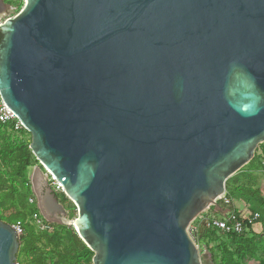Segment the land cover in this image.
<instances>
[{
  "label": "water",
  "instance_id": "1",
  "mask_svg": "<svg viewBox=\"0 0 264 264\" xmlns=\"http://www.w3.org/2000/svg\"><path fill=\"white\" fill-rule=\"evenodd\" d=\"M23 3L0 22V96L42 217L92 264H214L189 227L264 143V0ZM19 248L0 220V264Z\"/></svg>",
  "mask_w": 264,
  "mask_h": 264
},
{
  "label": "trees",
  "instance_id": "2",
  "mask_svg": "<svg viewBox=\"0 0 264 264\" xmlns=\"http://www.w3.org/2000/svg\"><path fill=\"white\" fill-rule=\"evenodd\" d=\"M18 4V9L22 8L23 0H19ZM9 128V125L0 124V140L5 137L8 138V148L5 145L0 146V220L11 225L16 221H22L23 223L24 232L20 237L17 262L19 264H92L93 252L82 242L72 227L54 224L52 231L38 232L30 224L31 215L38 208L36 205L29 203V198L33 196L29 177L32 167L38 161L29 149L30 134L22 131L21 137H19L12 134ZM9 140H15L16 142H9ZM262 146H264V143ZM261 154L262 158H264V151ZM258 157L259 155H255L246 166H251L254 163L256 165L259 164V159L262 158ZM5 166L8 167L13 182L3 176L9 174ZM251 168L258 170L256 166ZM3 188H6V190L3 191ZM226 189L227 196L231 200L229 210L233 211L238 217L242 216L240 211L234 206L232 193L228 192V187ZM248 192L259 196V193L254 192L252 189L248 190ZM57 196L58 201L64 205L68 217L73 218V215L76 213L73 203L63 193H58ZM257 203L260 207H264V200L261 195L258 197ZM254 213L257 212L252 210L249 212V214ZM209 216L211 215L209 214ZM260 219L261 215L255 223ZM204 223L203 227H197L191 232V236L196 244L200 245L202 243V246L209 249V243L216 241L219 236L227 237L234 247L232 249L234 250L232 256L234 255L233 257L238 259V264L251 263L250 261L254 253L253 247L252 253L250 252L251 249L249 250L248 248V245L252 243V239L248 238V232H251L253 224H247L244 221L243 233L224 234L212 228L209 220ZM206 239H208L207 242ZM226 247L222 243L217 248L222 254L227 253L231 260L232 256ZM209 251L212 254L211 249ZM54 254L56 255V260L52 261L50 257ZM212 259L214 264H224L223 261L218 262L214 255ZM233 264L236 263L233 261Z\"/></svg>",
  "mask_w": 264,
  "mask_h": 264
},
{
  "label": "rangeland",
  "instance_id": "3",
  "mask_svg": "<svg viewBox=\"0 0 264 264\" xmlns=\"http://www.w3.org/2000/svg\"><path fill=\"white\" fill-rule=\"evenodd\" d=\"M18 5L17 4V8L14 11H11L9 13V17H13L15 16L24 6V3L22 4V8L18 9ZM2 17V16H1ZM4 18L2 17L0 19V22H3ZM7 137L3 138L0 140V146L5 145L8 148V141H7ZM15 141V140H13ZM12 140H9V142H13ZM31 141V140H30ZM16 142V141H15ZM264 151V146L259 145L255 151V155H259L258 158H262V154L261 152ZM263 159V158H262ZM259 162L261 163V159H259ZM259 163V164H260ZM256 163H254L253 165L251 164V166H245L244 168H242L239 172H237L236 174H234L232 177H230L227 182H226V187H228V192L232 193L233 195V203L234 206L241 212L243 213V215H248L249 212L252 210L254 212H257L261 215V219L252 225V227L254 229H257L251 232H248V238L252 239V243L250 245H248V248L250 250V252L252 253V247H253V253L254 255L251 258V263L249 264H264V207H260L257 203V199L258 197L261 195L262 199L264 200V166L263 165H259ZM253 166H256L258 170H255L254 168H251ZM35 167H40V164L37 163L35 164L32 169L31 172L33 171V169ZM5 169H7V175H3L4 177L8 178L10 181H12L11 179V174L10 171H8V167L5 166ZM44 172V169L41 168ZM30 172V174H31ZM47 178L49 176H46ZM49 178L47 179L48 182ZM13 182V181H12ZM49 183V182H48ZM253 190L254 192H258L259 196L257 195H252V193L248 192V190ZM3 191L6 190V188L2 189ZM212 208V207H211ZM211 210V209H210ZM210 210L205 211L204 213L201 214V216L204 218L206 217V215H209ZM77 215V212L75 213V215H73V218H69V219H74ZM205 221L201 220V219H196L194 220L189 227V233L191 234L192 230L196 229L197 227H203ZM75 231V230H74ZM208 241V239H206V242ZM222 243H224L229 251V253L232 254L234 253V250H232L234 247L233 245H231V242L227 239V237H223V236H219L218 239L212 243H209L208 247L209 249H211V256L213 257L216 256V259L218 262L223 261L224 264H233V261L238 264V259L236 257L232 256V259L230 260L228 257V254H222L221 251H219V249L217 248L218 245H221ZM197 246L199 247L200 251H203L204 249H207L209 251L208 248H206L205 246H202V243L199 245L197 244ZM210 252V251H209ZM56 255L54 254L53 256L50 257V260L55 261L56 260ZM255 257V258H254ZM254 258V259H253ZM213 260V259H212ZM242 264H246V263H242Z\"/></svg>",
  "mask_w": 264,
  "mask_h": 264
},
{
  "label": "built area",
  "instance_id": "4",
  "mask_svg": "<svg viewBox=\"0 0 264 264\" xmlns=\"http://www.w3.org/2000/svg\"><path fill=\"white\" fill-rule=\"evenodd\" d=\"M18 2H19V0H8L7 11L2 16L4 19L9 18L8 15L11 11L16 10ZM0 124L6 125V126L9 125L10 126L9 131L12 134L17 135L19 137H21L22 131L27 132L24 129L20 120L3 103L1 96H0ZM261 165L264 166V158L261 159ZM47 176H49L48 177L49 178L48 184H49L50 188L53 190V192H55L56 194L63 193L62 187L56 181V179L49 174ZM29 179H30V177H29ZM29 184L31 186L30 180H29ZM31 189H32V186H31ZM216 201L221 206H224L228 209L230 208L231 200L227 196V189H226V193L223 194ZM29 203L37 206V201H36V197L34 194L31 198H29ZM213 207L214 206H212V208ZM37 208H38V206H37ZM240 217H242V218H240ZM240 217H238L233 211L228 210L227 213L223 217H215V216H209L208 217V215H206V217L203 218L200 214L197 218L201 219L203 221L209 220L212 228H214L215 230H217L221 233H224V234H227V233L240 234V233H243V231H244V221L247 224H254L260 218V215L258 213H254V214L242 215ZM30 224L38 232L52 231L53 225H54L53 223L47 222L42 217L39 209L36 212L32 213L31 218H30ZM11 226H12L13 230L16 232L17 236L21 237V235L24 232V226H23L22 221H16ZM14 264H19V263L16 260Z\"/></svg>",
  "mask_w": 264,
  "mask_h": 264
},
{
  "label": "crops",
  "instance_id": "5",
  "mask_svg": "<svg viewBox=\"0 0 264 264\" xmlns=\"http://www.w3.org/2000/svg\"><path fill=\"white\" fill-rule=\"evenodd\" d=\"M229 209L228 208H226V207H224V206H221V207H213V208H211V210H210V215L211 216H215V217H223L226 213H227V211H228ZM241 213V212H240ZM242 215H243V213H241ZM264 229V228H263ZM255 230H257V229H254L253 227L251 228V231H254V232H257V231H255ZM264 231V230H263ZM261 264H262V262H261Z\"/></svg>",
  "mask_w": 264,
  "mask_h": 264
},
{
  "label": "flooded vegetation",
  "instance_id": "6",
  "mask_svg": "<svg viewBox=\"0 0 264 264\" xmlns=\"http://www.w3.org/2000/svg\"><path fill=\"white\" fill-rule=\"evenodd\" d=\"M8 8V0H0V9L1 11H5L3 14L6 13ZM48 184V183H47ZM49 186V184H48ZM57 195V194H56ZM58 197V196H57ZM58 199V198H57ZM59 202V201H58ZM60 203V202H59ZM64 206V205H63Z\"/></svg>",
  "mask_w": 264,
  "mask_h": 264
}]
</instances>
